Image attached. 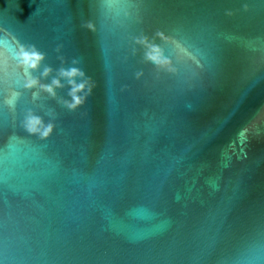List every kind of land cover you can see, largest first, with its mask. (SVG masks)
Instances as JSON below:
<instances>
[{
    "label": "water",
    "instance_id": "1",
    "mask_svg": "<svg viewBox=\"0 0 264 264\" xmlns=\"http://www.w3.org/2000/svg\"><path fill=\"white\" fill-rule=\"evenodd\" d=\"M0 264H264V0H0Z\"/></svg>",
    "mask_w": 264,
    "mask_h": 264
},
{
    "label": "clouds",
    "instance_id": "2",
    "mask_svg": "<svg viewBox=\"0 0 264 264\" xmlns=\"http://www.w3.org/2000/svg\"><path fill=\"white\" fill-rule=\"evenodd\" d=\"M88 27H93L91 24ZM161 38L164 37L161 35ZM138 43H143L147 51L145 53V59L149 62H152L158 67H167L169 65V61L164 58L163 51L159 46L148 44L146 40L137 41ZM44 59L43 55L39 52L33 51H22L20 54L21 66L30 70H35L38 68L40 62ZM51 72V69H45L43 73L44 76H47ZM59 75L63 78H66L71 84V91L69 95L71 96V101H65L66 107L70 109H75L77 106L81 105L84 102L85 97L79 95V93L85 92L87 90L88 93L91 92V85L87 79H83V82L76 83V77H84V73L77 68H71L69 70L61 69ZM39 85V87L51 94L55 95V88L62 87L59 79H53L50 85L39 84L38 79H29L26 86L31 88ZM25 126L27 130L31 133H38L42 137L48 136L52 131V125H44L42 119L36 115L29 114L25 121Z\"/></svg>",
    "mask_w": 264,
    "mask_h": 264
}]
</instances>
